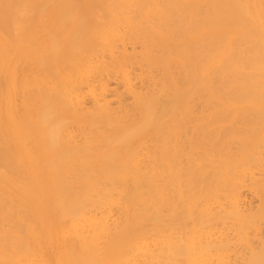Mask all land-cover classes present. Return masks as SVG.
Wrapping results in <instances>:
<instances>
[{
    "label": "rangeland",
    "instance_id": "374dc122",
    "mask_svg": "<svg viewBox=\"0 0 264 264\" xmlns=\"http://www.w3.org/2000/svg\"><path fill=\"white\" fill-rule=\"evenodd\" d=\"M34 1L36 2V4L37 1H39L40 3L38 2V7L36 5L34 6L36 9H33L35 10L33 11V16H31L32 10L30 9L31 13L28 11L27 14H20L17 17L15 16L16 18L14 20L12 19L13 23L11 19V22L6 20V23L9 22L8 24L0 22V27H2V24L4 26L0 30V200H2L0 201V204L1 206H5V208H7V213L10 212L8 215L4 211L5 208L3 207V209L0 206V243H2L0 245V255L3 253V256L1 255L0 258V263L72 264L73 261V263L75 262L78 264L80 258L77 257V259L76 257L74 258V256L79 253V255H82L83 261L87 260V263L84 261L85 264H88L89 262H91V260L96 261L95 258L97 257H100L99 263L97 264H157V262L158 264H164L163 261L160 260V255H158L160 254V248L158 247L161 246L160 237L163 232L169 233L172 230L175 233V237L177 236L176 238H179L181 236V233H187L188 235V230H194L195 234H197L196 237H198V231L201 230V232H203V235L207 237L208 230H212L214 233H218L221 231L225 232L223 237H219L220 240H218V237L214 239V243H216V241L223 242L220 244L221 246L224 245L223 247H219V243L216 246L215 244L209 243L210 246H208L209 244L207 245V243H205V239H200L198 237L199 240H196V243H194V247H196L190 248L189 246H187L186 239L181 240L182 242L180 241L181 243H178L179 246H175L176 243L171 246V249H173L174 251L169 249L170 247L168 248L167 246V252L170 253H168V255L171 257L173 255L174 258L170 257V261L169 257L167 256V259L165 258L166 261L164 262H166V264H184L185 260V264H187L186 262H189L191 259L194 261L195 259V264H228L229 262V264H243V260L241 259L242 256H247V253H249V248L244 249L245 237L241 236L242 233L244 234L243 236H245L244 230L247 227H255L256 225H261L263 232L261 234L258 233V237L260 238L259 235L262 236V234L264 233V141H260V139H262L264 135L260 131L262 127L264 128V117L261 115L264 114V112H261L262 107L259 112V109H257L255 105V103H257L256 101H261L260 103L262 104L264 103V0H127L129 5H127V2H125L126 0H121L123 1V4L127 5L124 7L121 1L118 0V3H116L117 1L114 2V5L117 7H114L113 5V12H111L112 7L110 8L113 3L111 5L107 4V2L111 3V0H96L98 1V3L95 2L96 5L91 0H76L77 2L75 0ZM113 1L114 0H112V2ZM119 1L121 4H119ZM169 1L172 3L170 4ZM63 2L65 5H63ZM99 2L101 4L103 3L100 7L98 6L100 5ZM43 3L46 5H44ZM58 3L60 5H58ZM105 4H107L106 6L110 8L109 10H107L109 11V13L111 12V14L108 13L109 15H107L106 17L104 16V18L103 15H106V13L108 12L104 8L106 7ZM172 4L174 7L172 6ZM175 5H177L178 7ZM62 7H64V9H62ZM176 7L177 10L175 9ZM91 8H95V10ZM88 9L92 10L91 15L95 12L98 16L94 15V17H96H93L94 19L91 17V15L88 16L90 14V10L88 11ZM41 10H43V12L45 13L41 12ZM61 10H63L64 14L66 13V16L63 13L60 14ZM103 10L104 13H102ZM117 11L122 12L120 13ZM190 13H194L193 15L195 16L193 17ZM75 14L77 16H75ZM34 15L37 18H34ZM67 15H71V17ZM80 15H82L83 18L85 15L84 20H87L88 17L92 19L91 21L87 22L82 19V16L80 18ZM161 15L170 20H166L167 22L164 20L166 22L164 23L162 19L165 18L161 17ZM27 17L30 18L26 20ZM73 17H77L74 18L77 21L76 27H74L75 31L71 27L72 24L73 26H75ZM110 17L112 19L108 20L107 22L106 19ZM120 17H122V19L130 18V21H128L127 19L122 20ZM187 17H190L188 21ZM90 18H88V20H90ZM98 18L99 21L102 20L100 22V24L102 25L101 31L105 34L107 33L106 31H110L112 33L111 38L116 37L115 39H112L113 41H115L113 44L114 47L110 45V43H112L113 41L105 43L107 44V46H105V38L103 40L104 42L102 41L104 47H99L101 45L100 44L98 46L99 48L97 46L96 48L95 46H92L95 49H91L88 44V49H86V51L85 48L83 51H81V49L80 54L79 51L77 54V50H75L74 54L68 52V54H71L69 56L67 55L69 58H65L66 54L62 53L63 51L60 50L59 53H56L59 49L55 52L51 48V58L55 59V62L61 61L65 58L63 61V69H65L63 70L62 66L60 65H58L59 69L61 68L62 70L56 69V71L59 70L56 73L59 72L60 76H63L64 79H58L63 78L60 76L58 77L59 73L55 74L52 72V74H54L56 77L54 75H49L51 72H49L48 69L51 70V66L48 67L49 64L47 65V62L44 63L43 66L42 62L38 61L39 58L42 59V56H40L41 54H39L41 52L40 47L43 44L44 46L46 44L51 46L50 37L62 36L65 33L68 34L67 32H70V27L72 28V31L69 36L76 35L77 39L76 40L75 37L72 38L73 42L71 43V46L73 45L75 40V43H77L78 41V45L80 44L81 40L88 41L87 37H85L86 33L88 32L84 31V34L81 31L85 26L87 29L84 28L83 30L89 31L90 29L88 30V28L90 27L92 29V25L90 26L89 24H86V22L92 23L95 19H97L95 20L96 22L98 21ZM113 19H116L115 21H117V19L120 20L117 21V24H115L116 22H114ZM132 19H135L137 23L139 22L138 25L141 29V31H139L141 33H139L138 31V34H140V36L134 33V27L130 29L129 22H132ZM180 19L183 21H181ZM34 20L35 22H33ZM155 20L157 22L162 21L164 23V25L163 23L157 24L160 27L162 26V30L155 24ZM123 21L125 22L123 23ZM126 21H128L129 24L126 23ZM190 21L191 27L189 26ZM82 22H85V24ZM133 22L136 25L134 20ZM10 23H12V27L10 26ZM219 23H221L220 25L223 26H220ZM92 24L94 25L95 23ZM21 26L23 27L24 31L18 30V27ZM163 26H166L167 28H164ZM6 27L8 30L6 29ZM222 27L224 28L223 30ZM186 28L192 30L193 33L190 34V30ZM165 29L170 30L172 33H170V31H166ZM99 30L100 29L97 30V33L101 34V31L99 32ZM174 30H176V33L174 32ZM130 32L134 33L135 36L137 35V38L135 36L132 37ZM81 33H83L84 35H81ZM183 33H188L186 34L187 37L185 35L183 36ZM6 34H9L8 37ZM10 34H12V36ZM114 35L116 36L114 37ZM45 37L47 38V40ZM80 37L81 39L79 40ZM185 39L188 40V43L190 41L191 42L189 44H186L187 42H184L186 41ZM122 40L125 41L126 55H129L130 53L131 57L134 58L131 59L133 60V62H131L130 60H123V52L121 55V50L123 51L124 43H122ZM152 40L159 41L158 45L157 43H153L152 46V43H150L152 42ZM37 43H39L41 46ZM146 43L148 45H145ZM183 43H185L186 46H184ZM162 45L164 46L161 48ZM38 46H40L39 49ZM74 46L75 45H73V47ZM100 48H102V51L97 52V49L98 51L101 50ZM163 48H165V50ZM77 49L79 50L80 48ZM54 53L57 55H55V57L53 58L52 56L54 55ZM110 53L114 54L113 56L116 57L111 56ZM132 54L134 56H132ZM186 55L188 57H185ZM61 56L64 58H62ZM82 56L83 58H81ZM80 58L83 59L82 63ZM154 59L156 60V62H153ZM71 60H73L74 66L71 64ZM70 61L71 63L68 64V62ZM107 61L109 63H106ZM75 62L77 63V67L75 66ZM97 63L99 66L97 65ZM104 63H106L109 68H104ZM56 66L57 65L53 66V68H55ZM98 68L101 70V72ZM101 68L104 69L102 70ZM105 69L118 78L114 80L110 79L109 85L118 86V88L121 90H126V88L128 87V77H132L131 82L136 83L137 90L151 91V88L158 90L159 88L163 87V90L162 88L161 90H159L162 92L160 97L164 99L163 104L165 106L169 104L166 102V100L168 99L180 100L175 102L178 105H181V101L185 99H188L190 101L198 100V102L202 100L201 102L204 104L207 103L204 102L205 99L208 101V107H204L207 104L203 105L201 103L199 104L197 109L199 108L198 110L202 111L197 112L198 114L195 113L198 110L193 112L194 114H197V117L199 115V119L196 118V116L194 117L195 119H198V121H195V119H193V121L190 122V126L192 124V128H194L195 126L197 128H200L201 126V128L203 129L202 130L201 128H198L196 130L202 131L199 132V137L198 134L197 137H195V142L192 143L194 144L192 145L193 148L191 146V149L188 148L189 151L193 150L194 153L196 152L194 154L191 151V155L189 152L190 156H193L192 154H194L191 160L193 161L195 159V163H193L195 165V169L193 171L199 170L198 172L195 171V175L193 174V176H195L196 178H191L194 181L192 182L193 184L190 180L189 184V181H187V179H184L183 182V179L181 178H176L174 180L167 179L165 181H162L156 175L157 173L155 174V172H157V167L155 165L153 166V170H151L152 167L150 169V165L147 169L149 170V172L151 170L150 173L152 175V172L155 171L156 167V171L154 172L155 175L151 177L143 175L139 176L137 173L133 172L134 168L137 169V163L136 161H133L134 158L142 161L145 156L152 155V153H154L156 150V144L154 141H149L147 145L148 147H146L142 151L143 154H145L144 157L141 154L135 155L133 157H127L126 159L120 161L121 163L119 162V164H116L117 166L120 165L119 167L113 165L112 163H109L107 159L115 157L113 155L114 151L109 153L110 150L123 145L125 141L115 142L109 149H105L100 153H92L83 149H79L75 152V156H77V158L72 157L71 159L73 160H70L68 159L70 157H65V160H61L62 164L66 161L64 165L59 164L60 161H56L57 157L53 155V150L50 148L51 146L49 147L48 143H45V135H47L48 133H46V130L44 131V119L42 118L44 116L42 115V112H45L46 114L48 110L57 108V105L55 104L56 107H54V105V108H51L52 106L48 105L51 107L46 110V103H40L43 91L40 95L41 97H39V90H43V88L45 89L46 87H48V85L46 87L44 86L45 81L49 84L51 81V76H53L56 78L55 80H57L58 82L60 81L61 84L65 82V84L68 85L65 86L64 84V87L60 84L70 92L68 95L71 96L73 100H75L76 96L80 93L78 96L80 98L81 96L85 97L86 107L91 108L92 106H94V98L92 96V92L99 91L100 89V81H93V79H97L99 76L102 77L103 74L105 75V72H103L106 71ZM99 72L102 76L99 74ZM46 75H49L50 78L49 76L46 77ZM153 76L155 79L153 78ZM140 77H142L143 79V86L140 85ZM69 79H71V82L69 81ZM55 80H53V82L51 81V84H54L55 82V86H52L54 91H57L56 89L60 85L57 86L56 83L58 82ZM68 81L70 84L68 83ZM64 88L58 87V89L61 90H63ZM164 89L166 92L164 91ZM76 92L78 94H76ZM62 93L65 94L66 92ZM109 97H112V95H109ZM126 97L128 98L127 102L133 100L131 93H127ZM37 103L38 108L36 105ZM211 103L212 105L214 103L213 107H209V105L211 106ZM39 104L45 105V107L42 106L43 111L41 110V114L39 113L38 115L37 110L39 109ZM128 104L131 105V103ZM202 105L204 108L202 107ZM224 105H226V107ZM228 106L230 108V111L232 110L231 112L227 111L229 110ZM201 107L203 109H200ZM158 109L155 110V112H159L160 109ZM177 110L179 111L180 109ZM53 111L50 113L52 115H50V117H53V115L56 114H52ZM178 111H176V113H178ZM212 111L214 112L212 116L214 117L215 121L211 120L213 118L210 115ZM56 112L58 115V111ZM251 112L254 116V120L258 119L256 122L252 121L253 116L251 115ZM193 113L191 114L192 116H194ZM229 113H231V115H229ZM246 113H250L249 116ZM258 113H260L259 116L257 115ZM155 114L157 113H154V116L151 115L147 118H144L138 125L139 129H152L156 124ZM200 115L203 117V119ZM245 115L247 120L244 118ZM56 117L53 118V120L55 122H58L57 120H55ZM209 117H211V119H209ZM215 117H217V119ZM219 117L222 119L224 118L226 121H224V119L222 121V119H220ZM235 117L237 121H233L235 123H231L233 118V120H235ZM249 117L252 118L248 119ZM258 117H260L261 121L263 120V122H261V125L258 124V122H260ZM238 119L239 121H242L239 122ZM244 119L246 122L244 121ZM219 120L221 121V124ZM249 120H251V124L249 123ZM208 122L209 124L205 125V123ZM61 123H64V126ZM61 123L60 124L64 128L67 125L68 128L73 127L79 129V127H77L79 125L77 121H68L67 123V121L64 120V122L62 121ZM217 123H219L218 126H220L215 128V125H217ZM101 124L99 123V126H101L100 128H102L103 125ZM230 124H232L231 126L233 129H231ZM233 124L237 125V127L241 129L236 128ZM212 125L214 126V129L217 130L212 129ZM222 125H224V127ZM228 125L230 126L231 131L225 130ZM54 126L52 132H55L56 129L58 130V132L64 130L62 128H59L60 125L55 126L57 128L54 130ZM95 127L96 125H94L92 128ZM221 127L223 128V131ZM254 127L259 128L255 129ZM210 128L215 133H210L212 131L209 130ZM234 128H236V130L238 131H241L239 132L241 136L238 135L237 131L236 135L234 136L235 132L232 133L233 130H235ZM253 129L257 130V132H255V130ZM204 130L207 131V133H204ZM251 130H253L256 134L252 135L251 133L253 131ZM244 131H246L245 134L243 133ZM54 132L52 136L56 135ZM19 135L20 137H22L21 140L20 138H18ZM23 135L25 137H23ZM217 136L218 138L216 139ZM228 137H234L235 140L234 138L232 140V138L230 139ZM241 137L243 140L241 139ZM48 138L49 137H47V140L52 139V137H50L49 139ZM247 138H250L251 140H248ZM229 140L233 141V144ZM257 140H259L261 144L259 143V141L257 142ZM212 141L213 145L211 146ZM256 142L258 143V145L256 144L255 146ZM235 143H237V147L235 146ZM253 143L254 146L252 145ZM195 144H197V146ZM24 147L26 149H24ZM226 148L228 150H225ZM241 148L243 149L241 150ZM27 149L29 150V152L26 151ZM207 149L210 150L208 151ZM220 150L223 151V153ZM229 150L233 151L230 153ZM227 151L229 153H227ZM25 152H28V154H25ZM106 154H108L110 158L106 157V159H103L102 157H100ZM226 154H230L232 156L229 157V155L227 156ZM233 154L235 155V157L233 156ZM190 156L189 158L191 159ZM59 158L60 157H58V159ZM50 159L52 161H50ZM55 161L57 162L56 165H54ZM50 162L53 163L50 164ZM214 165H216L217 167H215ZM232 165L233 167H231ZM52 166H55V168H53ZM114 166L115 168H112ZM196 166L201 168L197 169ZM56 167L57 169H61L58 170V172H63V170L65 172L67 171V175L64 174L62 176V173L58 175ZM219 167L223 168V172L225 174L228 171V173L226 174L228 175L226 181V175L224 173V178L221 177V175L223 174H218V172L216 173V171H220ZM52 168L54 169V171ZM224 169L226 170V172ZM201 170L203 173L201 172ZM210 170H213L217 175L212 174V171ZM199 172L201 173L199 174ZM207 172H209V174H212L211 179L209 178L210 175ZM55 174H57V176H55ZM201 174H205V176L209 175L208 178L210 180L208 178L206 179L209 180L208 183H210L211 180L212 182L207 185L205 184L207 180L204 179L203 182L205 183L203 184V176L199 178ZM58 177L61 178V181ZM56 178H58V180ZM199 180H201V183ZM233 181L236 184L237 182L242 183L238 184L239 187L241 186L240 188H238L240 196L235 193V189V191L233 189H229L231 187L228 186V184L230 185ZM182 182H186L185 184H187L188 187L185 188V184H182ZM13 184H15L14 186L18 188L15 187L14 189ZM159 184L161 188L165 189V195H167L168 197H171L172 194H175L176 197L178 196L177 198L175 197L176 199L174 202L176 204V212L173 213V215H171L170 213L171 202L169 199L167 201L168 203L164 204V210L168 209L169 211L167 210L161 212V210H159L160 201L158 202V200H160L159 193L161 192V190L159 189ZM211 184L213 188L210 186ZM190 185L192 186V188L189 187ZM23 186H26V188H24ZM207 187H211V190H209ZM184 189H186V193ZM65 190L68 192V195H73L75 193L73 195L74 197H69L67 194H65L67 193ZM11 191H14L17 194ZM71 192L74 193L71 194ZM181 192H183L184 194ZM77 193L79 194L78 196L76 195ZM181 194L185 195L184 197L187 201V204L185 203L186 201H184V197L183 195L181 196ZM191 194L195 197V201L197 200L198 206L196 207H193L195 206L194 204H192V206L188 203ZM179 196L180 198L183 197L181 201L184 202H176L180 201ZM236 197H240L239 202H236ZM66 198H70L71 200H66ZM231 200L233 203H231ZM74 202L79 205L77 206ZM60 204L63 207H61ZM68 207H70L71 209L69 210ZM230 207L231 211L233 210L232 212L229 210ZM237 209H239V211L236 213ZM250 210H252L251 215L248 214V211L250 213ZM67 211H69L70 213ZM243 211L247 214H243ZM4 212L6 214H4ZM171 216L174 219L176 217V220H178L176 222L179 224L175 226V221ZM193 216L195 221L193 219ZM197 216H201V218L203 216L202 219H198L200 222L197 221L198 224L201 223L202 220V222H205L200 225L201 227H199V225L195 223L197 220ZM160 217L163 221H165V224L168 223L165 226H168L170 223L166 222V219L167 221H170V219L172 218L170 225L173 223V227L169 225L168 227H165L164 231H162L163 228H160L159 225ZM205 218L207 219V221L204 220ZM242 218L243 225H241ZM249 219H251L250 223ZM185 221L188 223L190 222V227H187V223ZM184 225L186 226V228H184ZM238 225L239 228H237ZM179 226L181 227V230ZM196 227L199 228L197 229ZM231 227L232 229H230ZM127 228H130L132 233H130L131 236L129 235L128 239L126 238L127 235L125 234L126 237H124L121 232L122 229H124L123 232L125 233L130 232L128 231L130 229ZM236 229L238 230L236 231ZM183 230L184 232H182ZM178 231H180V234ZM239 231L242 233H240ZM120 233L121 237L124 238V240H122V238L121 241L119 240ZM176 233L180 236L178 237ZM239 233L241 237L239 236ZM78 234L79 236H82L80 237L82 238L81 241ZM251 235L252 234L250 233V236ZM235 237L237 238L235 239ZM77 238H79V240ZM224 238H229V240L227 239L228 242H226L229 243V241H231L234 245L232 243H229L230 247L228 245L225 246ZM208 239L209 238H207V240ZM221 239L223 241H221ZM262 239H264V234L263 237L260 238V240ZM72 240L74 243L72 242ZM197 241H203V243L205 244L202 245ZM259 241L256 244L259 247L258 249L260 251V249H264V247H262L264 246V244L262 243V241H260L261 244H263L261 246V244H258L260 243ZM72 244L74 245V247ZM181 244L184 245L182 246ZM197 246H199L200 249L197 248ZM201 246L203 247L201 248ZM206 246H208V248ZM87 247H90L91 250H89V248L87 249ZM172 247H174L178 251V254ZM179 247H181L180 250ZM3 248L4 250L2 251ZM182 249L183 251L181 252ZM195 249L197 250V252ZM106 250H108V252ZM237 251L239 252L237 253ZM263 251L259 252L263 254L262 256H264ZM74 252L77 253L75 254ZM183 252H187V254L185 255ZM83 254H86L87 256ZM94 255L96 257H93ZM91 256L93 258H91ZM3 257L6 259L5 261ZM179 259L180 261H178Z\"/></svg>",
    "mask_w": 264,
    "mask_h": 264
},
{
    "label": "bare ground",
    "instance_id": "6f19581e",
    "mask_svg": "<svg viewBox=\"0 0 264 264\" xmlns=\"http://www.w3.org/2000/svg\"><path fill=\"white\" fill-rule=\"evenodd\" d=\"M44 1V0H43ZM53 1V0H52ZM64 1V0H63ZM76 1V0H75ZM92 2H96V3H98V1H96V0H91ZM115 1H117L116 3H118V0H114L113 2H112V0H111V3H108L107 2V4H109V5H111L112 3V6H110V8H111V12H113L112 10H113V8L114 7H117V6H115L114 5V2ZM121 1V0H120ZM120 1H119V4H121L122 3V5H123V7L124 6H127V5H129L128 4V1H130V0H124L125 2H127V5H125V4H123V1H121V3H120ZM38 2L39 1H37V4H36V2L34 1V0H0V22H4V23H6V20H8V21H10V19H11V21H12V19L14 20L18 15H20V14H27L28 13V11L31 13V10H32V15L31 16H33V11H35V10H33V9H36L34 6L36 5L37 7H38ZM48 2V1H47ZM46 2V3H47ZM60 2V1H59ZM68 2V1H67ZM67 2H65V3H67ZM77 2V1H76ZM102 2V1H101ZM124 2V3H125ZM136 2V1H135ZM40 3V2H39ZM75 3V2H74ZM96 3H95V5H96ZM106 3V2H105ZM115 3V4H116ZM130 3V2H129ZM168 3V2H167ZM169 3L171 4L172 2H170L169 1ZM42 4V3H41ZM40 4V5H41ZM44 4V3H43ZM60 4H61V2H60ZM59 3H58V5H60ZM91 4V3H90ZM99 4L100 5H98L99 7L103 4H101L100 2H99ZM107 4H105V6L107 5ZM175 4H177V3H175ZM44 5H46V4H44ZM62 5V4H61ZM63 5H65L64 4V2H63ZM91 5H93V4H91ZM113 5H114V7H113ZM117 5V4H116ZM165 5V4H164ZM187 5H188V3H187ZM186 5V6H187ZM190 5V4H189ZM94 6V5H93ZM92 6V7H93ZM171 6V5H170ZM172 6H173V4H172ZM175 6H177V5H175ZM11 7V8H10ZM33 7V8H32ZM65 7V6H64ZM64 7H62V9H64ZM89 7H90V5H89ZM97 7V6H96ZM174 7V6H173ZM178 7V6H177ZM177 7L175 8L176 10H177ZM182 7V6H181ZM47 8V7H46ZM105 8V10H109L110 8H108V6H106V7H104ZM120 8H122V7H120ZM187 8V7H186ZM185 8V9H186ZM31 9V10H30ZM70 9V8H69ZM75 9V8H74ZM78 9V8H77ZM91 9H94L95 10V8H91ZM98 9V8H97ZM194 9V8H193ZM90 9H88V11H89ZM101 10V9H100ZM107 10V11H108ZM163 10V9H162ZM167 10V9H166ZM189 10V9H188ZM37 11H39V10H37ZM66 11H67V9H66ZM79 11V10H78ZM123 11V10H122ZM121 11V12H122ZM169 11H170V9H169ZM179 11V10H178ZM178 11H176V12H178ZM180 11H181V9H180ZM183 11H185V10H183ZM41 12H43V10H41ZM69 12V11H68ZM90 12V14L88 15V16H90L91 15V12H92V10H90L89 11ZM88 12V13H89ZM94 12V11H93ZM111 12L109 13V11L106 13V15L104 14L103 15V17L105 16H107V15H109V14H111ZM117 12H120V11H117ZM120 12V13H121ZM167 12V11H166ZM187 12V11H186ZM189 12V11H188ZM39 13V12H38ZM43 13H45V12H43ZM64 14V12H63V10H61V12H60V14ZM71 13V12H70ZM76 13H77V10H76ZM95 13V12H94ZM92 14L91 15V17L93 18L94 17V15H97L96 13L95 14ZM100 13V12H99ZM102 13H104V10H103V12ZM109 13V14H108ZM163 13H164V11H163ZM174 13V12H173ZM35 14V13H34ZM59 14V15H60ZM66 14V13H65ZM64 14V15H65ZM67 14H69V13H67ZM166 14V13H165ZM181 14V13H180ZM186 14H188V13H186ZM191 14V13H190ZM194 13H192L191 15L194 17L195 15H193ZM216 14H217V12H216ZM44 15V14H43ZM79 15V14H78ZM164 15V14H163ZM169 15V14H168ZM171 15V14H170ZM178 15V14H177ZM221 15V14H220ZM16 16V17H15ZM35 16V15H34ZM66 16V15H65ZM67 16H69V15H67ZM75 16H77L76 14H75ZM81 16L82 15H80V18H81ZM98 16V15H97ZM167 16V15H166ZM173 16V15H172ZM171 16V17H172ZM181 16V15H180ZM179 16V17H180ZM69 17H71V15L69 16ZM104 17V18H105ZM109 17V16H108ZM158 17V16H157ZM161 17H164L165 19H162V18H160V19H162V21L164 22V23H166L167 21H169L168 19H166V17L165 16H162L161 15ZM170 17V18H171ZM174 17V16H173ZM192 17V18H193ZM222 17V16H221ZM24 18V17H23ZM30 17H27L26 18V20L27 19H29ZM34 18H37L36 16L34 17ZM58 18V17H57ZM61 18V17H60ZM59 18V19H60ZM74 18H77V17H73V19ZM79 18V17H78ZM79 18V19H80ZM84 18H85V15H84ZM84 18H83V16H82V19L84 20ZM88 18H90V17H88ZM88 18H87V20L85 19L84 21H91V19L92 18H90V20H88ZM94 18H96V17H94ZM93 18V19H94ZM113 18H114V15H113ZM115 18H116V16H115ZM121 19H122V17H120ZM181 18V17H180ZM190 17H187V21H188V19H189ZM191 18V19H192ZM223 18V17H222ZM221 18V19H222ZM25 19V18H24ZM31 19H32V17H31ZM102 19V18H101ZM112 18L110 17V18H108V19H106L107 20V22H108V20H111ZM128 20V21H130V18L128 19V18H125V19H122V20ZM159 19V18H158ZM178 19V18H177ZM182 19V18H181ZM180 19V20H181ZM5 20V21H4ZM19 20V19H18ZM43 20H44V18H43ZM62 20V19H61ZM66 20V19H65ZM64 20V21H65ZM95 20H97V19H95ZM95 20L92 22V23H95L94 25L91 23V22H89V23H87L86 22V24H89L90 26L92 25V29H91V27L90 28H88V30L90 31H87V30H83L84 28H86V26L83 28V26H82V31L81 32H83L84 34H85V32L84 31H86V32H88V33H86V35H85V37H87V39H88V41L87 40H85V41H82L81 40V42H80V44L78 45L77 43H78V41H77V43H75V41L77 40L76 39V35H74V36H69V34L71 33V31H72V28H73V30L75 31V29H74V27H76V20L74 19V25L75 26H73V24L71 25V27L69 28V30H70V32H67L68 34H64V35H62V36H57V37H50V44H51V46L50 45H45L44 46V44L41 46L39 43H37L38 45H40V46H38V49H39V47L41 48V52L39 53V54H41L40 56H42L41 58L42 59H40L39 58V56H38V58H39V60L38 61H40V62H42V65L44 66V63H46L47 62V65H48V67H50V69L51 70H49L48 69V71L49 72H51L49 75H54V74H52V72L53 73H55V74H58V73H56L57 71H59L60 69H59V66L58 65H60V66H62V69H63V66H64V59L65 58H69L68 56L69 55H71L72 53L74 54L75 53V50H77L76 52H77V54H78V51H79V54H80V50L81 51H83L84 50V48H85V51H86V49H88V44H89V46L91 47V49L92 48H94V47H92V46H95V48H96V46L98 47L100 44L102 45H100L99 47H104L103 46V44H102V41L104 42V44L105 43H109V42H112L113 40L112 39H115L116 37V35H114V37L115 38H111V32L109 31H106V30H104V31H106L107 33L105 34V33H103L102 31H101V24H100V22L102 21H99V18H98V21H96L95 22ZM106 20H105V22H106ZM114 20V19H113ZM116 20V19H115ZM114 20V22H116L115 24H117V21H119L118 19H117V21H115ZM133 20L135 21V23H136V25L134 24V22H133ZM166 22H165V21ZM193 20V19H192ZM10 21V22H11ZM30 21V20H29ZM36 21H37V19H36ZM81 21V20H80ZM79 21V22H80ZM128 21H126V23H128ZM156 21V20H155ZM157 22L156 21V25L158 24V23H163V22ZM181 21H183V20H181ZM16 22V21H15ZM26 22V21H25ZM33 22H35V20L33 21ZM105 22H103V23H105ZM112 22V21H111ZM125 21H123V23H124ZM133 22V23H132ZM132 22H129L128 24H129V26H130V29L132 28V27H134L135 28V30H134V33L135 34H137V35H139L140 36V34H138V31L140 30L141 31V29H140V27H139V22L137 23L136 22V20L135 19H132ZM154 22V21H153ZM175 22V21H174ZM9 23V22H8ZM8 23H6V24H8ZM12 23H13V21H12ZM12 23H10L11 25V27H12ZM66 23V22H65ZM82 23H84L85 24V22H82ZM91 23V24H90ZM119 23V22H118ZM164 23H163V25H164ZM177 23V22H176ZM191 23V21L189 22V26L191 25L190 24ZM5 24V25H6ZM15 24V23H14ZM13 24V25H14ZM31 24V23H30ZM134 24V25H133ZM178 24H180V23H178ZM183 24V23H182ZM185 24V23H184ZM188 24V23H187ZM221 23H219V25H220ZM100 25V26H99ZM113 25V24H112ZM137 25H138V27H137ZM152 25V24H151ZM155 25V26H156ZM173 25V24H172ZM136 26V27H135ZM153 26V25H152ZM157 26H159V25H157ZM186 26V25H185ZM220 26H223V25H220ZM2 27H4L3 26V24H2ZM2 27H0V30H1V28ZM79 27V26H78ZM88 27V26H87ZM162 27V26H161ZM161 27L159 26L158 28H160L161 29ZM164 27V26H163ZM166 27V26H165ZM164 27V28H165ZM169 27V26H168ZM175 27V26H174ZM177 27V26H176ZM191 27V26H190ZM46 28V27H45ZM167 28V27H166ZM6 29H7V27H6ZM14 29V28H13ZM47 29V28H46ZM64 29V28H63ZM77 29H79V28H77ZM87 29V28H86ZM98 29H100L99 30V32L101 31V34L100 33H97L98 31ZM104 29V28H103ZM130 29H129V31H130ZM163 29V28H162ZM161 29V30H162ZM175 29V28H174ZM186 29H189V28H186ZM224 28L222 27V30H223ZM8 30V29H7ZM6 30V31H7ZM10 30V29H9ZM18 30H22V31H24V29H23V27L21 26V27H18ZM166 30V29H165ZM164 30V31H165ZM177 30V29H176ZM176 30H174V32L176 33ZM190 30V29H189ZM194 30V29H193ZM220 30V29H219ZM11 31V30H10ZM43 31H46V30H43ZM78 31V30H77ZM132 31V30H131ZM139 31V33H141ZM166 31H170V30H166ZM195 31V30H194ZM197 31V30H196ZM210 31V30H209ZM1 32H3V31H1ZM12 32V31H11ZM79 32H80V30H79ZM181 32V31H180ZM179 32V33H180ZM182 32H184V31H182ZM188 32V31H187ZM191 32V33H190ZM190 34H192L193 32H192V30H190ZM224 32V31H223ZM62 33V32H61ZM83 33H81V35H84ZM131 33V32H130ZM134 33H131V35H132V37H134L135 35H134ZM162 33V32H161ZM160 33V34H161ZM163 33H165V32H163ZM170 33H172L171 31H170ZM211 33V32H210ZM77 34V33H76ZM80 34V33H79ZM79 34H78V37H79ZM98 34V35H97ZM105 34V35H104ZM178 34V33H177ZM186 34H188V33H183V36L185 35L186 36ZM7 35V34H6ZM9 35V34H8ZM8 35H7V37H8ZM11 36H12V34H10ZM121 35V34H120ZM119 35V36H120ZM136 35V36H137ZM158 35V34H157ZM182 35V34H181ZM203 35V34H202ZM201 35V36H202ZM113 36V35H112ZM122 36V35H121ZM135 36V37H136ZM71 37V38H70ZM73 37H75V41H74V43H73V45H75L74 47H73V45L71 46V43L73 42V40H72V38ZM82 37V36H81ZM81 37L79 38V40L81 39ZM84 37V38H85ZM131 37V38H132ZM158 37V36H157ZM181 37V36H180ZM187 37V36H186ZM186 37H184V38H186ZM200 37V36H199ZM205 37V36H204ZM11 38V37H10ZM46 38V37H45ZM101 38V39H100ZM137 38V37H136ZM83 39V38H82ZM101 41H100V40ZM123 39V38H122ZM46 40H47V38H46ZM98 40H99V42H98ZM124 40V39H123ZM122 40V43H124V48H123V51L121 50V55H122V52H123V55H125V56H123L122 55V58H123V60L124 61H126V60H130L131 62H133V60H131V59H134V58H132L131 57V55H130V53H129V55H126V47H125V41H123ZM186 40V39H185ZM192 40V39H191ZM188 40H186V41H184V42H187ZM48 42V41H47ZM114 42L115 41H113L112 43H110V45H112V47H114L113 46V44H114ZM150 42V41H149ZM158 42L159 41H154V40H152V42H150V43H152V46H153V43H157V45H158ZM161 42V41H160ZM191 42V41H190ZM189 42V43H190ZM188 42L186 43V44H189ZM34 44V43H33ZM32 44V45H33ZM77 44V45H76ZM161 44V43H160ZM159 44V45H160ZM164 44V43H163ZM186 44L185 43H183V45L184 46H186ZM86 45H87V47H86ZM145 45H148L147 43L145 44ZM168 45V44H167ZM105 46H107V44H105ZM154 46H156V45H154ZM164 45H162L161 46V48L163 47ZM181 46V45H180ZM183 46V47H184ZM191 46V45H190ZM82 47V48H81ZM98 47V48H99ZM111 47V48H112ZM146 47H148V46H146ZM158 47V46H157ZM167 47V46H166ZM165 47V48H166ZM170 47V46H169ZM51 48H52V50L53 51H57L58 49V51L56 52V53H59V51L61 50V51H63L62 53H64V54H66V56H65V58L64 57H62V58H64V59H60L61 61H56L55 62V59H52L51 58V55H52V50H51ZM77 48H80L79 50L77 49ZM94 48V49H95ZM144 48H145V46H144ZM159 48V47H158ZM165 48H163L164 50H165ZM188 48H189V46H188ZM101 50L100 51H98V49H97V52H101L102 51V48H100ZM186 49V48H185ZM74 50V51H73ZM183 50V49H182ZM189 50V49H188ZM73 51V52H72ZM93 51H95V50H93ZM112 51H114V50H112ZM68 52H71V54L69 53L68 54ZM189 52V51H188ZM63 54V55H64ZM128 54V53H127ZM184 54H186V53H184ZM55 55H57V54H55L54 53V55L52 56L53 58L55 57ZM68 55V56H67ZM110 55L111 56H113L114 54H112V53H110ZM119 55V54H118ZM132 56H134L133 54H132ZM59 57V56H58ZM113 57H116V56H113ZM157 57V56H156ZM185 57H188L187 55L185 56ZM75 58V57H74ZM81 58H83V56L81 57ZM80 58V59H81ZM84 58H85V56H84ZM76 59V58H75ZM79 59V60H80ZM103 59V58H102ZM116 59V58H115ZM188 59V58H187ZM37 60V59H36ZM78 60V61H79ZM97 60V59H96ZM101 60V59H100ZM189 60V59H188ZM68 61V60H67ZM71 61H72V63H71ZM70 62H68V64L69 63H71L73 66H74V62H73V60H71ZM82 61H83V59H81V63H82ZM102 61V60H101ZM156 62V60L154 59L153 60V62ZM61 62V63H60ZM100 62V61H99ZM105 62V61H104ZM54 63H57V64H54ZM106 63H109L108 61L106 62ZM106 63H104L105 64V66H104V68H107L108 66L106 65ZM68 64H67V66H68ZM77 63L75 62V66L77 67V65H76ZM99 64H101V63H99ZM46 65V64H45ZM55 65H57L55 68H53V66H55ZM97 65H98V63H97ZM99 66V65H98ZM104 68H101L102 70L104 69ZM109 68V67H108ZM56 69H59V70H57L56 71ZM61 69V70H62ZM65 69V68H64ZM63 69V70H64ZM99 69V68H98ZM47 70V69H46ZM100 70V69H99ZM98 70V71H99ZM106 70V69H105ZM97 71V70H96ZM100 72H101V70H100ZM100 72H99V74H100ZM103 72H105V75L103 74V76L102 77H98L97 79H93V81H100L99 83V86H100V89H99V91H94V92H92L93 94H92V96H93V101H94V106H92L91 108L90 107H86V105H85V97L84 96H81V98L78 96L79 94L76 92V94H78L77 96H76V99L75 100H73L72 99V97L71 96H69L68 94L70 93L68 90H66L64 87L65 86H68L67 84H65V82L64 83H60V81L58 82L57 80H55L56 78V76L55 77H53V76H51V81L53 82V80H55V81H57L58 83H56V85L58 86V85H63L64 86V84H65V86L63 87V86H58V87H62V88H64L63 90H61V89H58V87H57V91H54V89H53V86H55L54 84H55V82H54V84H51V81H50V85L45 81V87L48 85V87H46L45 89L43 88V90L41 89V90H39L40 91V93H39V97H41V99H40V103H46L45 105H47V107H46V110L48 109V108H50L51 106V108H54V107H56V105H57V108H54V109H50V110H48L47 111V113L45 114V112H42L43 114V116L44 117H42V115H41V117L44 119H42L43 120V122H44V131L46 130V133H48L47 135H45L46 136V142L45 143H48V146L53 150V155L55 156V157H57L56 158V161L58 162V161H60V163L59 164H61V165H64L65 163H66V161L62 164V161L61 160H65V157L67 158V157H70V158H68V159H70V160H73V159H71L72 157L73 158H77V156H75V152L77 151V150H79V149H83V150H85V151H88V152H92V153H100V152H102L103 150H105V149H109L111 146H113V143H115V142H119V141H125L124 143H123V145H121V146H119V147H116V148H114V149H112V150H110V152L109 153H111V152H113V155L115 156V157H113V158H110L109 156H108V154H106V155H102V156H100V157H102L103 159H106V157H109L110 159H107V161L109 162V163H112L113 165H116V164H119V162L120 161H122V160H124V159H126L127 157H133V156H135V155H142L143 157L145 156V154H143V150L146 148V147H148L147 145H148V143H149V141H154L155 142V144H156V150H155V152L154 153H152V155H147V156H145V158L141 161V160H137L136 158H134V162L136 161V163H137V169L136 168H134L133 169V172L134 173H137L139 176L140 175H143V176H148V177H151V176H153V175H155L156 173V175L158 176V178L160 179V180H162V181H165V180H167V179H169V180H174V179H176V178H181V179H183V182H184V179H187V181H191V183L192 182H194L191 178L192 177H194V178H196L195 176H193V174L195 173V171H193L195 168H194V164L193 163H195V159L193 160V161H191L192 160V158H193V156H194V154L196 153H194L193 152V150H191L194 154H192L193 156H190L191 155V151H189L188 150V148H190V146L192 147V145H194V144H192L193 142H195V137H197V134H198V137H199V132H201L203 129L201 128V126H200V124H199V126H200V128L202 129L201 131L199 130V131H196L198 128L196 127V129H195V127L194 128H192L191 126H192V124H191V126H190V122H192L193 121V119H195L194 117L196 116V118H198L199 117V115H198V117H197V112H201V111H199L198 109H197V107L199 106V104H201L202 102V100H200V102H198V100H192V101H190V100H188V99H185L186 100V102H185V100H183V101H181L182 102V104L181 105H178V104H176L175 102H177V101H180V100H177V99H168V100H166V102L167 103H169L168 105H164L163 103H164V99L163 98H161L160 97V95H161V88H162V90H163V87H161V88H159L158 90H156V89H153V88H151L152 90L150 91V90H147V91H141V90H137L136 89V83L135 82H131V78L132 77H128V79H127V84H128V87L126 88V90H121V89H119L118 88V86H111V85H109V81H110V79H112V80H114V79H118L117 78V76H115V75H112L111 74V72H109L108 70H106V71H103ZM190 72V71H189ZM63 73V72H62ZM47 74V73H46ZM64 74H65V72H64ZM48 75V76H49ZM96 75H97V73H96ZM151 75H152V73H151ZM47 75H46V77H48ZM60 76V73H59V75H58V77ZM90 76V75H89ZM60 77H63V76H60ZM49 78H50V76H49ZM54 78V79H53ZM70 78V77H69ZM141 79H140V81H141V86H143V79H142V77H140ZM153 78H154V76H153ZM59 80H62V79H64V77L63 78H58ZM155 79V78H154ZM71 79H69V81H70ZM49 81V80H48ZM67 81V80H66ZM69 81H68V83H69ZM71 82V81H70ZM156 82V81H155ZM72 83H73V81H72ZM70 84V83H69ZM53 85V86H52ZM154 85H156V84H154ZM43 86V87H44ZM157 87V86H156ZM158 88V87H157ZM39 89V88H38ZM53 89V90H52ZM50 90V91H49ZM66 90V91H65ZM78 90V89H77ZM42 91H43V94H42ZM164 91H165V89H164ZM62 92H66L65 94H63ZM166 92V91H165ZM168 92V91H167ZM127 93H131L132 94V101H128L127 102V100H128V98L126 97L127 96ZM38 94V93H37ZM42 94V95H41ZM41 95V96H40ZM65 95V96H64ZM68 95V96H67ZM109 95H112V97H109ZM67 96V97H66ZM69 97V98H68ZM35 98V97H34ZM38 98V97H37ZM66 98V99H65ZM38 99V100H39ZM188 100V101H187ZM206 100V99H205ZM204 100V102H207V103H205V104H207L206 106H204V107H208V101L206 100L205 101ZM35 101H37V100H35ZM165 102V103H166ZM257 103H255V105H256V107H257V109H259L258 111L260 112V110H261V107H262V110H261V112H264V103L262 104V103H260L261 101H256ZM50 103H52V104H50ZM128 103H131V105H129ZM166 103V104H167ZM56 104V105H55ZM128 104V105H127ZM203 105H205L204 103H202ZM219 104V103H218ZM37 105V108H38V103L36 104ZM45 105H42V104H39V109L37 110V114L39 115V113L41 112V110H42V106H44L45 107ZM48 105H51V106H48ZM55 105V106H54ZM203 105H202V107H203ZM227 105V104H226ZM226 105H224L225 107H226ZM54 106V107H53ZM163 106V107H162ZM214 106V103H213V105H212V103H211V106L209 105V107H213ZM200 108V109H203V108ZM160 110H159V109ZM220 108H221V106H220ZM228 108H229V106H228ZM159 110V112H155V110ZM177 109H180L179 111L177 110ZM234 109V108H233ZM53 110H55V111H53ZM196 110H198V111H196ZM219 110H221V109H219ZM256 110V109H255ZM254 110V111H255ZM43 111V110H42ZM45 111V110H44ZM49 111H50V113L53 111V113L52 114H54V113H56V114H54L55 115V117H56V119L55 120H57L58 122H64V120H66L67 121V123H68V121H74V122H78L79 123V125L77 126V127H79V129H77V128H68L67 127V125H66V127L65 128H67V129H65L64 127H62V125L64 124H60V123H58V122H55L54 120H53V118H55L54 117V115H53V117H50V113H49ZM56 111H58V115H57V112ZM176 111H178V113H176ZM196 111V112H195ZM226 111V110H225ZM225 111H224V113H225ZM227 111H229V112H231L230 111V108H229V110H227ZM226 111V112H227ZM251 111H252V108H251ZM257 111V110H256ZM193 112H195V113H197V114H194ZM247 112V111H246ZM249 112V111H248ZM34 113V112H33ZM154 113H157V114H155L156 115V120H155V125H154V127L152 128V129H144V128H141V129H139V124L142 122V120L144 119V118H147V117H149V116H151V115H153ZM159 113V114H158ZM194 114V116H192L191 114ZM254 113V112H253ZM256 113V112H255ZM41 114V113H40ZM212 114H214V112L212 111L211 112V117H213L212 116ZM226 114H228V113H226ZM248 116H249V114L250 113H246ZM259 114L260 113H258L257 115L259 116ZM229 115H231V113H229ZM251 115H252V112H251ZM263 117H264V114H261ZM52 116V115H51ZM154 116V115H153ZM192 116V117H191ZM201 116V115H200ZM253 116V115H252ZM202 117V116H201ZM211 117H209V119H211ZM227 117V116H226ZM225 117V118H226ZM237 117V116H236ZM236 117H235V120H233L232 119V122L231 123H235V122H233V121H237V119H236ZM239 117V116H238ZM242 117V116H241ZM244 117V116H243ZM255 117H256V115H255ZM262 117V118H263ZM39 118H40V116H39ZM51 118H52V122H51ZM216 119H217V117H215ZM220 118V117H219ZM230 118V117H229ZM246 120H247V118H246V115H245V117H244ZM252 117H249L248 119H251ZM259 118V121L260 122H258V124H260L261 125V122H263V120L261 121V119H260V117H258ZM12 119V118H11ZM10 119V120H11ZM199 119V118H198ZM198 119H195V121L197 120L198 121ZM202 119H203V117H202ZM220 119H222V118H220ZM224 119V118H223ZM223 119H222V121H223ZM245 119H244V121H245ZM264 119V118H263ZM212 121L214 120V117L211 119ZM211 120H209V121H211ZM242 120H243V118H242ZM242 120H240V121H242ZM258 119H255L254 120V116H253V120L252 121H254V122H256ZM13 121V120H12ZM15 121V120H14ZM53 121H54V123H53ZM207 121V120H206ZM215 121V120H214ZM220 121V120H219ZM224 121H226L225 119H224ZM238 121H239V119H238ZM239 121V122H240ZM250 121L251 120H249V123H250ZM9 122V121H8ZM202 122V121H201ZM217 122V121H216ZM246 122V121H245ZM244 122V123H245ZM14 123V122H13ZM12 123V124H13ZM56 123V124H55ZM58 123V124H57ZM86 123V124H85ZM89 125H88V124ZM99 123L102 125V128H100L101 126H99ZM76 124V123H75ZM92 124V125H91ZM98 124V125H97ZM196 124H198V123H196ZM207 124H209V122L208 123H205V125H207ZM211 124V123H210ZM218 124L219 123H217V125H215L216 127L215 128H217V127H219L218 126ZM220 124H221V121H220ZM251 124V123H250ZM256 124V123H255ZM59 126V128H62V129H64V130H62V131H60V132H58V130L56 129L57 127H55V126ZM94 125H96V127L97 126H99V127H95V128H92ZM214 125V124H213ZM212 125V126H213ZM232 124H230V126H231ZM234 125V124H233ZM260 125H259V127H260ZM53 126L55 127L54 128V130L56 129V131L54 132L55 134V136H52V134H53V132H52V130H53ZM64 126V125H63ZM88 128H87V127ZM92 126V127H91ZM190 126V127H189ZM223 127H224V125H222ZM229 126V125H228ZM227 126V128L225 129V130H229V131H231L230 130V126L228 127ZM236 128H239V127H237V125H234ZM255 126V125H254ZM17 127V126H16ZM203 127H204V123H203ZM206 127V126H205ZM208 127H210V126H208ZM253 127V126H252ZM251 127V128H252ZM259 127H256V128H259ZM58 128V129H59ZM199 128V129H200ZM222 128V127H221ZM236 128H234L235 130H233V132L232 133H234L235 132V134H234V136L236 135V133L238 132V135L239 136H241L240 134H239V132H241L240 130L238 131V130H236ZM246 128V127H245ZM250 128V129H251ZM255 128V127H254ZM255 128V129H256ZM18 129V128H17ZM25 129H27V128H25ZM90 129H92V130H90ZM212 129H214V126H213V128ZM211 128L209 129V130H212ZM231 129H233L232 128V126H231ZM239 129H241V128H239ZM255 129H253V130H255ZM61 130V129H60ZM214 130H217V129H214ZM224 130V131H225ZM253 130H251V131H253ZM28 131V130H27ZM222 131H223V128H222ZM237 131V132H236ZM261 132H262V134H264V128L262 127V129L260 130ZM204 133L206 132L207 133V131H203ZM212 132H214L213 130L210 132V133H212ZM217 132V131H216ZM245 132L246 131H244L243 133L245 134ZM255 132H257V130H255ZM259 132V131H258ZM260 132V133H261ZM11 133V132H10ZM50 133V134H49ZM209 133V132H208ZM215 133V132H214ZM242 133V134H243ZM250 133V132H249ZM59 134V135H58ZM223 134V133H222ZM229 134V133H228ZM248 134V133H247ZM252 135H254V134H256V133H254V131L251 133ZM216 135V134H215ZM220 135H221V133H220ZM209 136V135H208ZM228 136V135H227ZM243 136V135H242ZM248 136H250V135H248ZM248 136H246V137H248ZM23 137H25L24 135H23ZM47 137H52V139H50V140H47ZM221 137H222V135H221ZM253 137V136H252ZM258 137V136H257ZM18 138H20V140H21V138L22 137H20V135H19V137ZM48 138V139H49ZM218 138V136L216 137V139ZM228 138H230V137H228ZM232 138V137H231ZM230 138V139H231ZM234 138V137H233ZM233 138H232V140H233ZM209 139V138H208ZM237 139V138H236ZM241 139H242V137H241ZM248 140H251L250 138H247ZM246 139V140H247ZM260 139V138H259ZM210 140V139H209ZM234 140H235V138H234ZM243 140V139H242ZM16 141H18V140H16ZM48 141V142H47ZM227 141V140H226ZM225 141V142H226ZM231 143L233 142V141H231V140H229ZM259 140H257V142H258ZM260 141H264V135H263V137H262V139H260ZM260 141H259V143H260ZM210 142V141H209ZM228 142V141H227ZM235 142V141H234ZM239 142V141H238ZM255 143V146H256V144L258 145V143ZM24 143V142H23ZM211 143V142H210ZM242 143V142H241ZM246 143V142H245ZM198 144H200V143H198ZM228 144V143H227ZM230 144V143H229ZM233 144V143H232ZM261 144V143H260ZM263 144V143H262ZM196 146H197V144H195ZM213 145V141H212V144H211V146ZM223 145V144H222ZM237 145V143H235V146ZM245 145V144H244ZM253 146H254V143L252 144ZM208 146H210V145H208ZM234 146V145H233ZM242 146V145H241ZM23 147V146H22ZM44 147V146H43ZM48 147V148H49ZM225 147V146H224ZM237 147V146H236ZM240 147V146H239ZM259 147V146H258ZM29 148V147H28ZM193 148V147H192ZM195 148V147H194ZM229 148V147H228ZM24 149H26L25 147H24ZM191 149V148H190ZM196 149V148H195ZM212 149V148H211ZM232 149V148H231ZM243 148H241V150H242ZM93 150V151H92ZM97 150V151H96ZM208 151L210 150V149H207ZM213 150V149H212ZM215 150V149H214ZM222 150V149H221ZM220 150V151H221ZM224 150V149H223ZM225 150H228L227 148L225 149ZM224 150V151H225ZM26 151H28L29 152V150L27 149ZM194 151H196V150H194ZM233 151V150H232ZM232 151H230L229 150V152L231 153ZM236 151H238V150H236ZM28 152L26 153L25 152V154H28ZM189 152H190V155H189ZM222 153H223V151H221ZM220 152V153H221ZM226 152V151H225ZM228 151H227V153H229ZM210 153V152H209ZM238 153V152H237ZM237 153H236V156H237ZM241 153V152H240ZM225 154V153H224ZM234 154H235V152H234ZM233 154V156L235 157V155ZM52 155V154H51ZM210 155V154H209ZM227 155V154H226ZM226 155H224V156H226ZM229 155V157L230 156H232V155H230V154H228ZM227 155V156H228ZM80 156V155H79ZM189 156L191 157V159L189 158ZM211 156V155H210ZM222 156V155H221ZM20 157V156H19ZM53 157V156H52ZM58 157H60L59 159H58ZM196 157V156H195ZM62 158V159H61ZM208 158V157H207ZM214 158V157H213ZM232 158V157H231ZM58 159V160H57ZM233 160V159H232ZM50 161H52L51 159H50ZM55 161V163H54V165H56L57 164V162ZM219 161H221V160H219ZM54 162V161H53ZM52 162V163H53ZM133 162V163H134ZM218 162V161H217ZM224 162V161H223ZM222 162V163H223ZM51 162H50V164H52ZM121 163V162H120ZM143 163H145V164H143ZM210 164V163H209ZM208 164V165H209ZM149 165H150V169H151V167H152V169L151 170H153L154 168H153V166L155 165L156 167H157V172H155L156 171V167H155V174H154V172H152L153 174L151 175V170H150V172H149V170H147L148 168H149ZM220 165H223V164H220ZM219 165V166H220ZM110 166H112V165H110ZM117 166V165H116ZM120 166V165H119ZM119 166H117V167H119ZM148 166V167H147ZM210 166H212V165H210ZM215 167H217L218 166V164H217V166L216 165H214ZM53 168H55V166H52ZM147 167V168H146ZM197 167V169L199 168L198 166H196ZM214 167V168H215ZM221 167V166H220ZM219 167V168H220ZM231 167H233V165L231 166ZM52 168V169H53ZM112 168H115V166L114 167H112ZM144 168V169H143ZM201 168V167H200ZM199 168V169H200ZM56 169H57V167H56ZM58 170H61L60 168H58L56 171H57V174L58 175H60V173H62L61 175L63 176L64 174L65 175H67L66 174V172L63 170V172L62 171H59L58 172ZM204 170V169H203ZM209 170V169H208ZM216 170H218V169H216ZM215 170V171H216ZM225 170V169H224ZM53 171H54V169H53ZM55 171V172H56ZM199 171V170H198ZM198 171H196V172H198ZM210 171H212V174H215V175H217L216 173L218 172V174H223L224 172H223V168H220V171L218 170V171H216V173L213 171V170H210ZM54 172V173H55ZM201 172H202V170H201ZM201 172H199V174L201 173ZM205 172V171H204ZM214 172V173H213ZM225 172H226V170H225ZM203 173V172H202ZM208 174H209V172H207ZM211 173V172H210ZM227 173H228V171H227ZM226 173V174H227ZM57 174H55V176H57ZM197 174V173H196ZM212 174H209L208 176H209V178L211 179L212 177H211V175ZM225 174V173H224ZM224 174L223 175H221V177H223L224 178ZM225 174V175H226ZM195 175V174H194ZM203 176V179H202V183L204 184L205 182H203V180L204 179H206V178H208V176L206 175L205 176V174L204 175H202L201 174V176L199 177V178H201ZM204 176H205V178H204ZM227 176L228 175H226L225 176V181H226V179H227ZM253 176V175H252ZM59 178V180L61 181V178L60 177H58ZM58 178H56L57 180H58ZM197 178H198V176H197ZM208 178V179H209ZM213 178H214V175H213ZM229 178V177H228ZM208 179H206L207 180V182L205 183V184H210L211 182H212V180H211V182L210 183H208V181L210 180H208ZM243 179V178H242ZM56 180V181H57ZM195 180V179H194ZM186 181V180H185ZM190 181H189V184H190ZM200 181V183H201V180H199ZM199 181H198V183H199ZM222 181H224V180H222ZM252 181H253V179H252ZM256 181V180H255ZM59 182V181H58ZM182 182V184H185V183H183ZM57 183V182H56ZM61 183V182H60ZM188 183V182H187ZM197 183V184H198ZM200 183H199V185H200ZM230 183V182H229ZM254 183V182H253ZM58 184V183H57ZM193 184V183H192ZM238 184H242V183H238L237 182V184L233 181L230 185L228 184V186H230L231 188H229V189H235L234 191H235V193H237L239 196H240V192L238 191V188H240L239 186H238ZM249 184V183H248ZM15 184H13V186H14ZM17 185V184H16ZM195 185H196V183H195ZM214 185V184H213ZM247 185V184H246ZM59 186V185H58ZM159 186H160V184H159ZM185 186V188H187L188 186H187V184H185L184 185ZM204 186V185H203ZM211 187H212V184L210 185ZM243 186V185H242ZM254 186V185H253ZM15 187L16 186H14V189H15ZM24 187V186H23ZM62 187H63V185H62ZM190 188H192V186L190 185L189 186ZM196 187V186H195ZM194 187V188H195ZM211 187L210 188H208L209 190H211ZM215 187V186H214ZM225 187V186H224ZM244 187V186H243ZM16 188H18V187H16ZM24 188H26V186L24 187ZM213 188V187H212ZM159 189L161 190V192L159 193V197H160V200H158V202L160 203V208H159V210H161V212H164V211H167V210H164L165 209V206H164V204L165 203H168L167 201H168V199L170 200V202H171V204H170V213H171V215H173V213H175L176 212V210H175V206H176V204H175V199L178 197H176V195L175 194H172L171 195V197H168L167 195H165L166 194V192L164 191L165 189H163V188H161V186L159 187ZM178 189V188H177ZM180 189V188H179ZM220 189V188H219ZM11 190V189H10ZM186 189H184V191H185ZM191 190V189H190ZM223 190V189H222ZM225 190V189H224ZM231 190H229V191H231ZM18 191V190H17ZM16 191V192H17ZM25 191V190H24ZM64 191V190H63ZM66 191V190H65ZM11 192H13V193H15L14 191H11ZM60 192V191H59ZM58 192V193H59ZM67 192V191H66ZM72 193H74V192H71V194ZM177 193H178V191H177ZM176 193V194H177ZM181 193H183V192H181ZM185 193H186V191H185ZM230 193V192H229ZM243 193V192H242ZM15 194H17V193H15ZM65 194H67L68 195V192L67 193H65ZM75 194V193H74ZM73 194V195H74ZM164 194V195H163ZM184 194V193H183ZM183 194H181V196L183 195ZM189 194H190V192H189ZM236 194V195H237ZM67 195H66V197H67ZM73 195H68L69 197H72ZM77 196L79 195L78 193L76 194ZM175 195V196H174ZM237 195V196H238ZM174 196V197H173ZM185 195H183V197H184ZM74 197V196H73ZM176 197V198H175ZM183 197L182 198H180V196H179V198H180V201L178 202V201H176L177 203H180V202H184V201H186L185 200V197H184V201H181V199H183ZM77 198V197H76ZM179 198H178V200H179ZM232 198V197H231ZM65 199V198H64ZM70 198H66V200H69ZM71 200V199H70ZM233 200V199H232ZM232 200H231V203H233L232 202ZM236 202H239V200H240V197L239 198H237L236 197ZM243 200V199H242ZM0 201H2V200H0ZM62 201V200H61ZM169 202V203H170ZM63 203V202H62ZM75 203V202H74ZM186 204H187V201L185 202ZM185 203H183V204H185ZM188 203H189V205H192V204H194L195 206H193V207H196V206H198V204H197V200L195 201V197L194 196H192V194L190 195V197H189V200H188ZM222 203V202H221ZM251 203V202H250ZM262 203H263V201H262ZM3 204V203H2ZM70 204H71V202H70ZM76 204V203H75ZM81 204V203H80ZM182 204V203H181ZM67 205V204H66ZM72 205H74V204H72ZM77 205V204H76ZM79 205V204H78ZM77 205V206H78ZM0 206H1V204H0ZM60 206H61V204H60ZM187 206V205H186ZM191 206V207H192ZM2 208L4 207L5 208V206H1ZM61 207H63V206H61ZM70 207H71V205H70ZM70 207H68L69 208V210L71 209ZM245 207V206H244ZM3 208V209H4ZM65 208V207H64ZM168 208V207H167ZM6 209L7 208H5V212L7 213V211H6ZM73 209V208H72ZM228 209V208H227ZM226 209V210H227ZM163 210V211H162ZM201 210H203V209H201ZM230 211H231V207H230V209H229ZM1 211H2V209H1ZM169 211V210H168ZM230 211H228V212H230ZM233 211V210H232ZM231 211V212H232ZM236 211V210H235ZM239 211V209H237V211H236V213ZM242 211V210H241ZM246 211V210H245ZM4 212V214H6ZM67 212H69V211H67ZM251 212H252V210H250V213H249V211H248V214H250L251 215ZM10 213V212H9ZM9 213H7L8 215H9ZM70 213V212H69ZM244 213H246V212H244L243 211V214ZM247 214V213H246ZM68 215V214H67ZM212 215V214H211ZM215 215V214H214ZM234 215V214H233ZM233 215H232V217H233ZM250 215H247V216H250ZM175 216V215H174ZM172 217V216H171ZM196 217V216H195ZM235 217V216H234ZM238 217V216H237ZM240 217V216H239ZM161 218V217H160ZM159 218V225H160V228H163L162 229V231H164L165 230V227H168L169 225H170V223H171V219L173 218H171L170 219V221H167V219H166V222H170L169 223V225L168 226H165L166 224H168V223H166L165 224V221H163L162 220V218L160 219ZM170 218V217H169ZM169 218H168V220H169ZM199 218H201V216L200 217H198L197 216V220H196V224L197 225H199V227H201L200 225H202L203 223H205V222H202L201 221V223H197V221L198 222H200L198 219ZM202 218H203V216H202ZM201 218V219H202ZM241 218V217H240ZM174 219V218H173ZM193 219H194V216H193ZM248 219V218H247ZM247 219H246V221H247ZM205 221H207V219L205 218L204 219ZM174 224H175V226L177 225V224H179V223H177L176 221H178V220H176V217H175V219H174ZM194 221H195V219H194ZM224 221V220H223ZM222 221V222H223ZM233 221V220H232ZM250 221H251V219H249V223H250ZM252 221H253V219H252ZM160 222H162V223H160ZM186 222V221H185ZM242 224L241 225H243V218H242ZM187 223V224H186ZM185 224L187 225V227L189 226V223L188 222H186ZM230 223V222H229ZM228 223V224H229ZM236 223V222H235ZM246 223V222H245ZM245 223H244V225H245ZM247 223H248V221H247ZM181 224V223H180ZM184 224V223H183ZM238 224V223H237ZM253 225V224H252ZM170 226H172L173 227V223L170 225ZM185 226V225H184ZM228 226V225H227ZM226 226V227H227ZM251 226V225H250ZM172 227H171V229H172ZM190 227V226H189ZM198 227V228H199ZM203 227V226H202ZM230 227V226H229ZM175 228H177V227H175ZM179 228H180V230H181V227L179 226ZM178 228V229H179ZM184 228H186V226L184 227ZM197 228V227H196ZM197 228V229H198ZM236 228V227H235ZM237 228H239V225H238V227ZM127 229H130V228H127ZM126 229V230H127ZM183 229V228H182ZM193 229V228H192ZM227 229V228H226ZM230 229H232V227L230 228ZM244 229V228H243ZM123 230L124 229H122V234H123V236L124 237H126V235H127V239L129 238L128 236L130 235L131 236V229L130 230H128V231H130V232H127L126 230V232L127 233H125V232H123ZM175 230V229H174ZM188 230V229H187ZM238 229H236V231H237ZM241 230V229H240ZM170 231V230H169ZM189 231V234L187 235V233L186 234H184V233H181V236L180 235H178L177 233V235H178V237L179 238H176L175 237V233L171 230L169 233H162L161 234V237H160V247H158V248H160L159 250H160V254H158V255H160V260H162L163 261V263L164 264H166V262H164V261H166V259H167V256L169 257V259H170V257L171 256H169L168 255V253L169 252H167V246H168V248L169 249H171V246H173L174 245V243H176V244H180L182 241L181 240H185L186 239V242H187V246H189L190 248H195L194 247V243H196V240H199V238L200 239H205L204 241H206L205 243H207V245L210 243V244H215V246L219 243V245L221 244V243H223V242H218V241H216V243H214V239L215 238H217L218 237V240H220L219 239V237L221 238V237H223L224 236V234H225V232H223V231H221V232H218V233H214L212 230H208V236L206 237V236H204L203 235V232H201V230L200 231H198L199 233H198V237H196V235L197 234H195V231L194 230H188ZM197 231V230H196ZM177 232V231H176ZM179 232V234H180V231H178ZM182 232H184V230L182 231ZM231 232V231H230ZM240 232V231H239ZM252 232H254V233H252ZM263 231H262V227H261V225H256L255 227H247L245 230H244V233H245V236H243L244 234L242 233V232H240V233H242V237H245V247H244V249L245 248H249V250H248V252L249 253H247L248 255L247 256H242V262H243V264H264V256H262L263 254H261V253H259V252H261V251H263L264 249H260V251H259V247L257 246V242L260 240V238H262L263 237V234H262V236L261 235H259L260 236V238L258 237V233L259 234H261ZM131 233V234H130ZM240 233H239V236H240ZM250 233L252 234L251 236H250ZM126 234V235H125ZM184 234V235H183ZM237 234V233H236ZM235 234V235H236ZM118 235H119V233H118ZM206 235V234H205ZM233 235V234H232ZM78 236H79V234H78ZM240 236V237H241ZM8 237V236H7ZM68 237V236H67ZM80 237H82V236H79V238ZM120 241H121V233H120ZM239 237V238H240ZM66 238V237H65ZM79 238H77L78 240H79ZM207 238H209L208 240H207ZM233 238H234V236H233ZM233 238H231V239H233ZM237 237H235V239H236ZM238 238V239H239ZM9 239V238H8ZM68 239V238H67ZM225 239V238H224ZM228 240H229V238H227ZM227 239H225V246H229V243H232L231 241H229V243H227L228 241H227ZM257 239H258V241H257ZM74 240V239H73ZM73 240H72V242H73ZM82 240V238H80V241ZM117 240H118V238H117ZM122 240H124V238H122ZM126 240V239H125ZM213 240V241H212ZM71 241V240H70ZM181 241V242H180ZM221 241H223L222 239H221ZM227 241V242H226ZM257 241V242H256ZM260 241H262V243L264 244V239H262V240H260ZM259 241V242H260ZM79 242V241H78ZM83 242V241H82ZM197 242H199V241H197ZM213 242V243H212ZM74 243V242H73ZM80 243V242H79ZM199 243H201L202 245H204L205 243H203V241L201 242H199ZM227 243V244H226ZM2 243H0V245H1ZM71 244V243H70ZM89 244V243H88ZM175 244V246H179V244L178 245H176ZM200 244V245H201ZM210 244L208 245V246H210ZM233 244V243H232ZM241 244V243H240ZM258 244H261V242L260 243H258ZM263 244H261V246L263 245ZM3 245H5V244H3ZM73 245V244H72ZM182 246L184 245V244H181ZM197 245H198V243H197ZM218 245V246H219ZM234 245V244H233ZM93 246H95V245H93ZM181 246V247H182ZM187 246H186V249H187ZM208 246H206L207 248H208ZM212 246V245H211ZM224 245H220L219 247H223ZM236 246V245H235ZM256 246H257V250H256ZM4 247V246H3ZM73 247H74V245H73ZM181 247H179V250L181 249ZM203 246H201V248H202ZM214 247V246H213ZM212 247V248H213ZM230 247V246H229ZM262 247H264V246H262ZM76 248V247H75ZM89 248V250H91L90 249V247H87V249ZM172 248H174V247H172ZM177 248V247H176ZM184 248V247H183ZM197 248H199V246H197ZM196 248V249H197ZM211 248V247H210ZM217 248V247H216ZM215 248V249H216ZM225 248V247H224ZM223 248V249H224ZM237 248H239V247H237ZM243 248V247H242ZM261 248V247H260ZM86 249V248H85ZM93 249V248H92ZM175 249V248H174ZM178 249V248H177ZM195 249V250H196ZM200 249V248H199ZM1 250V249H0ZM4 250V248L2 249V251ZM79 250V249H78ZM94 250H96V249H94ZM172 251H174L173 249H171ZM176 250V249H175ZM204 250H206V249H204ZM209 250V249H208ZM77 251V250H76ZM85 251H87V250H85ZM107 252H108V250H106ZM183 251V249L181 250V252ZM212 251V250H211ZM79 252V251H78ZM92 252V251H91ZM94 252V251H93ZM175 252H177V254H178V251L176 250ZM174 252V253H175ZM188 252V251H187ZM187 252H183L185 255L187 254ZM196 252H197V250H196ZM195 252V253H196ZM210 252V251H209ZM239 251H237V253H238ZM241 252H243V251H241ZM240 252V253H241ZM247 252V251H246ZM264 252V251H263ZM75 254L77 253V252H74ZM80 253H83V252H80ZM179 253H180V251H179ZM192 253V252H191ZM213 253V252H212ZM220 253V252H219ZM3 254V253H2ZM1 254V255H2ZM89 254V253H88ZM97 254V253H96ZM170 254V253H169ZM177 254H176V256H177ZM1 255H0V258H1ZM79 253L77 254V255H75L74 256V258L76 257H78V258H80L79 259V262H78V264H85V262L87 261H83L82 260V255H79ZM83 255H85V256H87L86 254H83ZM98 255V254H97ZM110 255V254H109ZM246 255V254H245ZM3 256V255H2ZM6 256V255H5ZM105 256V255H104ZM180 256V255H179ZM8 257V256H7ZM93 257H96L95 255L93 256ZM92 256H91V258H93ZM106 257V256H105ZM104 257V258H105ZM110 257V256H109ZM77 258V259H78ZM100 258V257H99ZM99 258L97 257V258H95L96 259V261H94V260H91V262H89L90 264H97V263H99ZM166 258V259H165ZM171 258H174V256L172 255V257ZM179 258V257H178ZM3 259H4V261L6 260L4 257H3ZM2 259V260H3ZM85 259V258H84ZM87 259V258H86ZM182 259V258H181ZM8 260H9V258H8ZM73 260V259H72ZM81 260V261H80ZM183 260V259H182ZM4 261H3V263H4ZM76 261V260H75ZM83 261V262H82ZM162 261H160V262H162ZM169 261V260H168ZM170 261H171V259H170ZM178 261H180V259L178 260ZM187 261V260H186ZM188 261H189V259H188ZM241 261V260H240ZM9 262V261H8ZM71 262V261H70ZM177 262V261H176ZM182 262V261H181ZM7 263V262H6ZM75 263V262H74ZM73 263V261H72V264H74ZM87 263V262H86ZM88 263V264H89ZM168 263V262H167ZM172 263H173V261H172ZM179 263V262H178ZM187 264H195V259H194V261L191 259L189 262H186ZM230 263V262H229ZM228 263V264H229ZM241 263V262H240ZM1 264V263H0ZM5 264V263H4ZM71 264V263H70ZM75 264H77V263H75ZM155 264V263H154ZM157 264H158V262H157ZM177 264V263H176ZM184 264H185V260H184ZM197 264H199V263H197ZM212 264V263H211ZM225 264V263H224ZM232 264V263H231ZM242 264V263H241Z\"/></svg>",
    "mask_w": 264,
    "mask_h": 264
}]
</instances>
